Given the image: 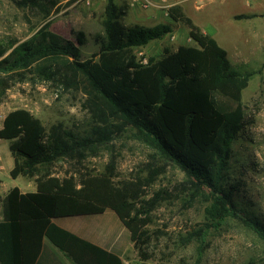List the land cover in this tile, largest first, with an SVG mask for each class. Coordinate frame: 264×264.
<instances>
[{
  "label": "trees",
  "instance_id": "16d2710c",
  "mask_svg": "<svg viewBox=\"0 0 264 264\" xmlns=\"http://www.w3.org/2000/svg\"><path fill=\"white\" fill-rule=\"evenodd\" d=\"M14 3L39 9L43 21L56 5L51 0ZM123 15L114 0H106L102 33L94 36L98 51L84 60L79 49L86 43L84 34L75 32V42L67 40L49 30L50 21L22 42L0 40V98L12 82L23 81L31 73L63 91L81 93L82 108L89 117L79 130L61 122L45 129L23 109L5 116L0 140L8 142L13 160L9 176L33 179L36 190L21 193L13 187L0 200V264H62L45 242L72 264H122L117 256L53 223L107 210L128 232L139 264H150V237L135 213L138 184L112 185L113 162L108 175L81 181L78 190L50 176L56 161L80 164L125 128H131L135 139L152 151L151 174L158 172L157 164L175 166L191 185L190 198H204V217L209 222L188 234L184 242L197 240L199 257L207 230L227 220L240 221L264 242L263 222L238 206L228 173L232 144L246 124L241 95L251 74L233 68L225 50L178 6L168 9L167 16L187 28L195 46H179L141 64L133 49L161 40L172 32V25L125 26Z\"/></svg>",
  "mask_w": 264,
  "mask_h": 264
},
{
  "label": "rangeland",
  "instance_id": "374dc122",
  "mask_svg": "<svg viewBox=\"0 0 264 264\" xmlns=\"http://www.w3.org/2000/svg\"><path fill=\"white\" fill-rule=\"evenodd\" d=\"M51 1L56 5L43 21V13L37 8H21L14 0H0V40L12 38L22 42L50 21L49 30L67 40L75 42L74 33L82 32L86 43L79 47L81 59L90 58L98 51L94 36L102 33L106 0ZM114 3L124 12L121 22L125 26L172 25V32L161 40L133 49L139 63L159 59L179 46H195L188 38L187 28L171 22L167 16L168 9L178 6L225 50L233 68L251 74L241 95L246 124L232 144L228 173L238 206L253 212L264 224V0H114ZM240 15L246 17L235 19ZM82 102L81 93L63 91L28 73L23 81L12 82L0 98V129L9 112L23 109L45 129L61 122L67 128L82 130L89 118ZM151 154L145 144L135 139L134 131L125 128L80 164L56 161L50 176L59 182H69L78 190L81 181L100 180L108 175L113 162L112 185L116 188L123 182L139 185L135 213L142 230L150 237L147 247L150 264H264V242L238 220L209 228L200 257L197 240L184 244L188 234L209 222L204 217L206 202L201 196L190 198L191 185L175 166L156 163L160 166L158 172L151 174L154 164ZM12 166L8 142L0 140L1 194L6 185L20 183L21 179L15 181L9 176ZM24 181L25 185L30 182L27 190L32 188V182L36 185L33 179ZM103 224L112 231V224L105 220ZM139 262L135 252L134 263Z\"/></svg>",
  "mask_w": 264,
  "mask_h": 264
},
{
  "label": "crops",
  "instance_id": "0c3cea01",
  "mask_svg": "<svg viewBox=\"0 0 264 264\" xmlns=\"http://www.w3.org/2000/svg\"><path fill=\"white\" fill-rule=\"evenodd\" d=\"M19 179H21L19 184L14 186L6 185L3 194L0 193V200L4 198L8 191L13 187H17L21 193L35 192L36 185L34 186L33 182L31 183L32 188L27 190V188L30 187V182H27V185H25L24 178L21 177H18L14 180L18 181ZM100 217H103V219ZM76 218L83 220L74 222L72 219ZM0 220H2L1 204ZM104 220L107 223L112 224V231H109L107 227L104 226ZM53 223L59 228L77 236L78 238L117 256L121 260L122 264H137L134 263L135 250L133 243L130 241L129 234L123 228L118 218L112 211L107 210L99 215L58 218L54 219ZM45 243L62 264H72L50 244L47 242Z\"/></svg>",
  "mask_w": 264,
  "mask_h": 264
},
{
  "label": "built area",
  "instance_id": "2783aa9c",
  "mask_svg": "<svg viewBox=\"0 0 264 264\" xmlns=\"http://www.w3.org/2000/svg\"><path fill=\"white\" fill-rule=\"evenodd\" d=\"M132 1L137 2L138 0H132Z\"/></svg>",
  "mask_w": 264,
  "mask_h": 264
}]
</instances>
